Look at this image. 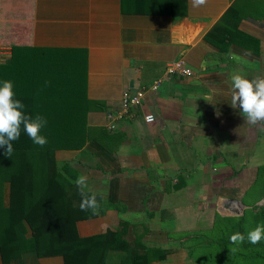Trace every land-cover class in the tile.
Here are the masks:
<instances>
[{
  "label": "crops",
  "instance_id": "crops-1",
  "mask_svg": "<svg viewBox=\"0 0 264 264\" xmlns=\"http://www.w3.org/2000/svg\"><path fill=\"white\" fill-rule=\"evenodd\" d=\"M16 46L69 53L86 66L90 140L55 153L71 195L83 199L75 184L83 175L88 194L110 206L78 223L81 236L127 222L129 242L158 247L151 232L170 234L182 220L199 228L203 201L213 208L204 211L209 228L224 221L215 209L233 213L229 201L239 214L263 206L264 121L253 125L230 104L234 74L264 76V0H0V54ZM177 60L192 75L168 76ZM141 89V105L119 116L124 94ZM146 114L156 122L146 124ZM29 254L7 264H65Z\"/></svg>",
  "mask_w": 264,
  "mask_h": 264
},
{
  "label": "trees",
  "instance_id": "trees-1",
  "mask_svg": "<svg viewBox=\"0 0 264 264\" xmlns=\"http://www.w3.org/2000/svg\"><path fill=\"white\" fill-rule=\"evenodd\" d=\"M55 54L44 48L16 46L0 63V82L13 83L14 99L24 104V112L47 120L40 133L47 139L43 147L32 142L23 124L19 139L12 141L13 152L5 154V147H0L3 264L29 252L61 256L65 264L164 263L172 247H150L137 238L129 242L127 222L116 230L80 235V221L104 215L110 206L100 205L96 215L91 209L82 211L81 197L70 194L69 176L59 166L52 168L56 152L82 149L90 140L87 118L92 104L81 58ZM116 259L119 262L113 263Z\"/></svg>",
  "mask_w": 264,
  "mask_h": 264
},
{
  "label": "rangeland",
  "instance_id": "rangeland-1",
  "mask_svg": "<svg viewBox=\"0 0 264 264\" xmlns=\"http://www.w3.org/2000/svg\"><path fill=\"white\" fill-rule=\"evenodd\" d=\"M3 52L4 54H0V61H6L9 57L5 55L9 51L3 50ZM55 161L56 164H52L54 170L55 167H58L56 158ZM261 193L264 194V187H262L259 194ZM250 198L251 196L248 199ZM262 200H264V196H262ZM238 204L243 205L239 202ZM232 205L225 207L226 211L233 212L231 214H227L225 211L226 214H224L219 209L220 207L217 210L215 209L216 212L213 214L224 216V221L220 220L211 228H209L208 224H203L206 219L205 215L210 213L204 211H210V209L213 211V208H209V203L203 201L200 205L203 207V213L201 214V211L196 209L197 220L200 221L204 218L197 230L193 229L194 223L185 225L184 220H182V223H178L181 226L176 227L175 225L174 230L170 234L166 232L154 234V232H151L149 236L154 239L157 238L156 244L159 245L158 247L163 245L164 248H173L168 260L162 264H264V240L255 245L250 244L247 238L242 244H232L230 242L232 234L240 232L247 237L249 230L255 228L258 224H264V203L263 206L259 205L250 209L244 208L242 214H239L234 208L232 209ZM165 228L169 229L170 227L166 226ZM29 253L28 255H30ZM118 262L119 259L113 260V263Z\"/></svg>",
  "mask_w": 264,
  "mask_h": 264
},
{
  "label": "clouds",
  "instance_id": "clouds-1",
  "mask_svg": "<svg viewBox=\"0 0 264 264\" xmlns=\"http://www.w3.org/2000/svg\"><path fill=\"white\" fill-rule=\"evenodd\" d=\"M193 7H200L207 0H191ZM251 54L250 52L248 53ZM232 92L231 106L239 108L241 115L249 123L255 125L264 121V76H256L248 79L243 74H234L231 77ZM13 83L9 80L0 82V147H5V154L13 152L12 141L18 140L21 134V125L27 136L36 145L43 147L47 143L46 137L41 135V129L46 126L45 117L37 114L28 115L24 112V104L14 99ZM219 115V113H217ZM153 116H147L151 122ZM83 199L80 205L82 211L92 210V214L99 212L100 204L94 193L88 194L87 177L81 175L75 180ZM247 238L250 244H258L264 240V224H258L247 232V237L240 232L230 236L232 244H242Z\"/></svg>",
  "mask_w": 264,
  "mask_h": 264
},
{
  "label": "built area",
  "instance_id": "built-area-1",
  "mask_svg": "<svg viewBox=\"0 0 264 264\" xmlns=\"http://www.w3.org/2000/svg\"><path fill=\"white\" fill-rule=\"evenodd\" d=\"M166 73L168 76H189L192 75V70L187 67L186 62L184 60H177L172 63H169L166 68ZM163 81L158 80L153 83L150 90L152 91H158L162 85ZM147 90L141 89L137 91L136 93L129 94L125 93L123 96L122 104L120 112L118 113L119 116H122L124 113H126L129 108L139 106L141 105L143 99L145 98ZM147 116H153L154 119L149 122L146 120ZM144 122L148 125L154 124L156 122V118L153 114H146L143 118ZM111 130H114L116 128L115 125L110 126Z\"/></svg>",
  "mask_w": 264,
  "mask_h": 264
},
{
  "label": "water",
  "instance_id": "water-1",
  "mask_svg": "<svg viewBox=\"0 0 264 264\" xmlns=\"http://www.w3.org/2000/svg\"><path fill=\"white\" fill-rule=\"evenodd\" d=\"M233 203H237V202H235V201H229L226 205H225V207H228L229 205H231V204H233ZM233 209V208H232Z\"/></svg>",
  "mask_w": 264,
  "mask_h": 264
}]
</instances>
